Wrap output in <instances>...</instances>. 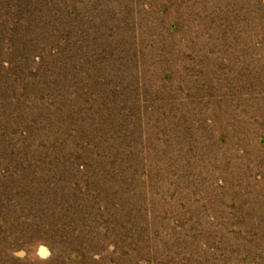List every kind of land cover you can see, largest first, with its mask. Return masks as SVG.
<instances>
[{
    "label": "rangeland",
    "instance_id": "1",
    "mask_svg": "<svg viewBox=\"0 0 264 264\" xmlns=\"http://www.w3.org/2000/svg\"><path fill=\"white\" fill-rule=\"evenodd\" d=\"M0 264H264V0H0Z\"/></svg>",
    "mask_w": 264,
    "mask_h": 264
}]
</instances>
